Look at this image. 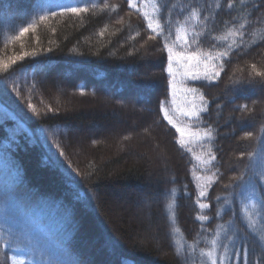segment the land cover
Segmentation results:
<instances>
[{"label": "trees", "instance_id": "obj_1", "mask_svg": "<svg viewBox=\"0 0 264 264\" xmlns=\"http://www.w3.org/2000/svg\"><path fill=\"white\" fill-rule=\"evenodd\" d=\"M135 2L137 8L128 0H0V65H10L0 72V105L8 109L0 112V264H11L5 256L46 264L56 252L72 264H264V205L244 185L264 183V77L251 67L264 72V0ZM71 7L88 11L64 12ZM145 12L163 35L148 28ZM180 27L188 45L174 51L209 53L220 75L181 84L175 71L173 103L164 45ZM180 88L196 89L197 106L206 110L179 124L210 129L211 140L181 147L164 119L162 107L177 117ZM100 98L112 108L106 116L77 110ZM127 112L143 118L137 131L115 141L88 137L87 152L65 135L68 125ZM142 139L153 142L154 161ZM209 148L216 159L205 166L196 157L208 159ZM69 150L76 155L67 162ZM203 177L213 178L210 187L201 188ZM113 194H129L133 209L142 207V226L115 214ZM7 229L18 247L3 246Z\"/></svg>", "mask_w": 264, "mask_h": 264}, {"label": "snow or ice", "instance_id": "obj_2", "mask_svg": "<svg viewBox=\"0 0 264 264\" xmlns=\"http://www.w3.org/2000/svg\"><path fill=\"white\" fill-rule=\"evenodd\" d=\"M129 6L131 8H137V4L135 2V0H128ZM58 7L59 5H53ZM107 7V5H106ZM45 12H47V9H43ZM139 10V9H137ZM88 9L87 8H77V7H71V8H65L64 12H71L73 14H79L81 12H87ZM61 15H63L64 13H60ZM50 15L52 17H55L57 15L56 12H50ZM144 15L147 17L148 19V28L151 29L153 32H156L157 29H160V34L163 35V29L161 28V25L159 23L155 24L154 27V21L153 18L148 16V13L145 12ZM193 15H195V13H193ZM40 21H46L49 19V15H41L40 16ZM30 28H34L33 24L28 25L27 27H22L20 28V35L23 36L25 33H27L29 31ZM235 33L229 32L228 36H234ZM228 36H225L224 39L227 40ZM152 38V37H150ZM179 43L181 45L182 48H185L188 45V39L186 38V31L183 27H180L177 29L176 31V39L174 41H172L171 46L168 44V42H165L164 47L167 49L168 51V59L170 62V66H169V74L170 76L173 77L172 80V90H173V103H175V96H176V92H177V81L175 79L176 77V73L173 72L172 70V63H177L179 65L180 68H183L184 71L181 73V77L182 79L179 81V83H183L184 79L190 78L192 80H198V79H207V80H212L215 79L216 77H218L220 75L219 71L215 70V65H210L207 63V61H210L213 59V57L209 54V53H201L199 51L197 52H187V51H174V48L176 46V44ZM24 55H35V52L32 53H24ZM221 56H228V52H223L220 54ZM23 56H19V57H15L13 58L10 63L11 64H16L17 60H22ZM203 64V70L201 71V65ZM10 65L5 63L0 65V72L3 73H7L9 70ZM253 69V72L255 73V75L257 76H261L264 77V72L262 71H257L256 70V66L252 65L251 66ZM3 78L0 77V80H2ZM182 91L184 92H196V89H182ZM201 101L203 103L206 104V101L203 100V97L200 98ZM190 106L186 107V108H178V111L180 113L181 116L183 117H188V118H196L197 120H199L200 117V112L201 111H205L206 109L204 108H200L198 107L195 103L189 102ZM29 107H31V105H29ZM246 107V106H243ZM164 113V119H166L168 121L169 125H172L173 127L176 128V131L180 134V140L179 143L181 145V147H186L188 144L192 143L193 140L195 141H201L205 138L211 140L212 139V131L209 130H205L203 133L197 131V132H193L191 131V129L188 126H183V127H178L176 125V122L173 120L172 116L169 114V111L167 108H163L161 109ZM248 136H251V133H248ZM189 151H191V149H189ZM209 152V156L208 159H202L200 156L196 157V160L202 164H204L205 166L210 165L212 163V161H214L215 155L211 154V149H208ZM202 179L203 180V184L201 185V188H207L210 187L211 184L213 183V178L212 177H203V178H197ZM259 179L261 181H264V174H261ZM244 185L247 186L249 194L252 196H256L262 205H264V197H261L259 195V193L264 192V183L261 184H253L251 181H245ZM175 190H173V194H174ZM8 195V194H5ZM199 195L201 197H205L207 195L206 191L201 190L199 192ZM10 198V197H9ZM216 199H219V197H217ZM196 203H199V201H196ZM200 208H208L209 205L208 204H203V203H199ZM169 207H171V205H169ZM5 219L7 220V214H5ZM200 219L202 220H208V217H200ZM262 239H264V237H262ZM213 245L216 244V241L213 240L212 241ZM3 246L5 248H11L13 246L18 247L19 243H18V238L16 236V234L13 232L12 229H7L4 233V244ZM208 255L210 257L213 256V254L211 252L208 253ZM5 260L10 259L11 260V264H24V262L19 259L16 256H12V257H4ZM46 264H72L71 261L64 259L62 256V253L60 252H56V253H52L50 255V257L46 258ZM212 264H216V260L215 258L212 259Z\"/></svg>", "mask_w": 264, "mask_h": 264}, {"label": "rangeland", "instance_id": "obj_3", "mask_svg": "<svg viewBox=\"0 0 264 264\" xmlns=\"http://www.w3.org/2000/svg\"><path fill=\"white\" fill-rule=\"evenodd\" d=\"M173 72L177 71V72H183L184 69L180 68L179 65L177 63H172L171 65ZM203 70V66H201V71ZM57 75V77L60 79V77H62V73L59 71L57 73H55ZM57 78V79H58ZM60 81H63L62 79ZM58 81V82H60ZM58 89V88H57ZM186 89V88H185ZM57 97L61 96L63 97V95L60 92V89L57 90L56 92ZM63 99V98H61ZM178 102L175 105V112L177 117L172 116L173 120L176 122V125L178 127H183L181 124H179V122L181 121V116L178 108H186L190 106L189 102L195 103L197 105V102H199L198 98L196 97V95L193 92H184L182 91V88L179 89L178 92V97H177ZM64 100V99H63ZM90 102L95 103L93 100H89ZM97 103L92 104L88 102V105H84L83 108L79 107L77 110H85L87 114H93V116L97 113V114H101L102 116L105 115L106 116V112L110 110V106L108 104H105V99H98L96 101ZM89 106V107H87ZM113 107V106H112ZM8 109L3 107L2 105H0V112H4L7 111ZM112 110V108H111ZM110 110V111H111ZM127 113L124 114H118L115 115L113 119L109 120L107 119L106 121H96V123H93L92 121H90L88 124H84V125H77L76 126V132L74 131V140L75 141V147H76V151L78 152H87L88 149L90 148V145H88V139H86V137H92L93 135H102V137L104 138H112V140H116V138L118 137V134L124 130L127 129H135L139 126H137L138 123H141L139 121H142L143 118H139L136 116H131V114L129 115ZM134 115V114H132ZM108 118V117H106ZM134 118V119H133ZM186 118V117H183ZM188 118V117H187ZM132 120H135L136 122H133ZM112 121V122H111ZM83 124V123H82ZM96 124V125H95ZM25 127V126H23ZM132 127V128H130ZM138 129V128H137ZM137 131V130H136ZM117 136V137H116ZM147 143L143 148H144V152H147L148 155H150V159H153V161L155 160L154 158L157 159V155L158 154H154V149L151 148V146L153 147V142L151 143V140L147 142V140H143L141 141V143ZM140 143V144H141ZM142 145V144H141ZM150 145V147H149ZM116 146V145H115ZM114 146V147H115ZM146 153V154H147ZM160 160V159H159ZM113 199L110 201V206H112V208L114 209V212L117 216H119L120 214H127L133 221H136L137 224L139 226H142V223L144 222L143 220H145V216L144 214L141 213L142 207H140V211L139 209H133V199L131 198V196L129 194H124V195H117V194H113ZM144 209V208H143ZM142 216H140L139 215ZM148 232L149 233V237L151 236V238L153 237L154 233L153 231H155V228L152 227V225H148ZM141 236V235H140Z\"/></svg>", "mask_w": 264, "mask_h": 264}, {"label": "bare ground", "instance_id": "obj_4", "mask_svg": "<svg viewBox=\"0 0 264 264\" xmlns=\"http://www.w3.org/2000/svg\"><path fill=\"white\" fill-rule=\"evenodd\" d=\"M135 92V91H134ZM135 94V93H134ZM76 128V127H75ZM75 128L74 127H72V126H70V125H68L67 126V132H66V136L67 137H74L73 135V133H74V131L76 132V130H75ZM77 129V128H76ZM86 139H89L88 137H86ZM75 155H76V153H75V151H72V150H69V152H68V154L65 156V158L64 159H66V160H68L67 162H70V160L71 161H73V159L75 158ZM69 190L70 191H74V188L72 187V186H70V188H69Z\"/></svg>", "mask_w": 264, "mask_h": 264}]
</instances>
